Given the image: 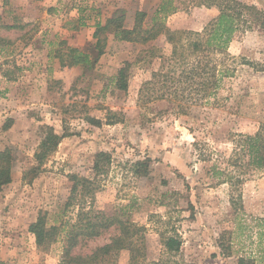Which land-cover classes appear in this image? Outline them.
Listing matches in <instances>:
<instances>
[{
	"label": "rangeland",
	"instance_id": "rangeland-1",
	"mask_svg": "<svg viewBox=\"0 0 264 264\" xmlns=\"http://www.w3.org/2000/svg\"><path fill=\"white\" fill-rule=\"evenodd\" d=\"M201 1L171 0L176 10L165 17L166 27L202 32L218 10L199 6ZM238 1L256 6L264 18V0ZM160 2L0 0V25L12 27L0 30V151L9 149L14 161L12 181L0 192V263L59 264L62 241L40 248L29 228L42 213L48 225L58 224L56 215L70 193L68 176L92 177L95 155L105 152L112 164L94 207L107 213L129 205L131 220L146 228L148 261L165 256L160 234L176 232L182 247L171 259L181 264H264V172L246 169L242 184L234 187L217 184L210 171L212 166L234 171L228 163L234 140L264 124V72L255 69H264V28L255 25L228 46L234 73L221 84L216 101L182 114L174 103L139 97L142 82L159 65L146 52L168 53L165 37L140 45L96 28L118 13L130 30L137 14H145L147 22ZM97 40L102 55L94 69L61 67L60 55L68 48L95 58ZM242 60L253 67L238 64ZM125 62L132 65L122 92L113 78ZM108 112L119 121L106 124ZM45 127L67 137L37 174L23 179L36 164ZM139 161L149 162L147 176L129 171ZM75 213L68 210L61 219L73 221ZM127 255L121 252L119 264H127Z\"/></svg>",
	"mask_w": 264,
	"mask_h": 264
},
{
	"label": "trees",
	"instance_id": "trees-1",
	"mask_svg": "<svg viewBox=\"0 0 264 264\" xmlns=\"http://www.w3.org/2000/svg\"><path fill=\"white\" fill-rule=\"evenodd\" d=\"M199 6L218 10L217 16L202 32L171 31L166 27L165 17L176 10L171 0H161L147 22L144 21L145 14H137L135 25L130 30L123 27V17L117 15L118 13L107 20L105 26L96 25L97 30L111 29L115 40L121 42L147 45L161 36L165 37L170 46L168 53H160L159 49L154 48L146 52L145 58L149 61L157 59L159 65L150 73L149 78L142 82L139 89L141 100H164L174 103L182 114H187L193 107L208 103L211 99L215 102L221 84L234 73L228 62L231 59L233 64L236 60L227 53L228 46L253 26L264 28L262 11L254 5L238 0H202ZM10 28L12 27L0 25V30ZM99 44L100 40H97L95 58L90 53L76 48L66 49V52L60 55L61 67L81 66L87 71L94 69L97 59L102 55ZM238 64L253 67L251 62L245 60ZM131 65L125 62L117 71L113 78L116 90L127 91ZM255 69L264 72L262 67ZM116 117L115 113L108 112L106 124L118 122ZM85 119L93 126L101 125L94 118ZM65 137L67 134L59 135L53 128L45 127L44 136L34 154L36 164L23 173V179L29 173L37 174ZM13 162L9 149L0 151V192L12 181ZM228 163L234 171L218 170L216 166L210 169L213 177L218 179L217 184L228 183L237 187L242 184L246 169L264 172V124L253 135L237 136ZM111 164V155L100 152L93 160L92 177L76 174L68 176L71 188L62 212L56 215V218L60 219L59 223L48 225L46 213H42L29 228L36 245L44 249L58 240L62 241L59 264H119V256L124 251L128 253L127 264H181L171 259L182 247L181 237L176 232L169 235H166V232L160 234L165 256L157 261H148L146 228L131 220L129 205L107 213L95 209V196L101 191V182L107 177ZM148 164V161L133 163L129 171L136 177L147 176ZM237 199H240V196H237ZM68 210H76L73 221L61 219ZM110 231L111 235L106 243L88 252L82 251L88 247L90 241L98 240ZM220 247L226 250L224 242L220 241Z\"/></svg>",
	"mask_w": 264,
	"mask_h": 264
}]
</instances>
